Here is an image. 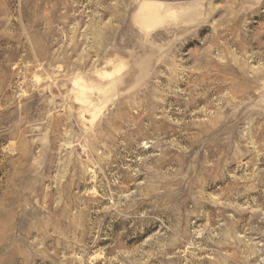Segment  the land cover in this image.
Returning <instances> with one entry per match:
<instances>
[{
  "label": "rangeland",
  "instance_id": "rangeland-1",
  "mask_svg": "<svg viewBox=\"0 0 264 264\" xmlns=\"http://www.w3.org/2000/svg\"><path fill=\"white\" fill-rule=\"evenodd\" d=\"M0 264H264V0H0Z\"/></svg>",
  "mask_w": 264,
  "mask_h": 264
}]
</instances>
